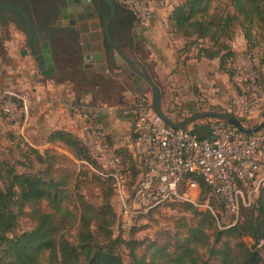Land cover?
I'll use <instances>...</instances> for the list:
<instances>
[{
    "label": "trees",
    "instance_id": "16d2710c",
    "mask_svg": "<svg viewBox=\"0 0 264 264\" xmlns=\"http://www.w3.org/2000/svg\"><path fill=\"white\" fill-rule=\"evenodd\" d=\"M212 1L180 0L168 14L166 26L169 32L181 35L189 47L198 46V56L218 58L220 68L231 76L232 70L227 63L234 54L230 43L235 38V23L240 21L245 32L243 37L249 42L253 24L264 21V0H227L233 8L232 12L210 11ZM122 9L129 14V18L124 21L128 33L137 18L130 10ZM220 121L235 127L224 120ZM194 132L198 137L209 136L207 127L194 128ZM48 141L72 149L80 162L95 164L81 139L70 131L53 130L48 135ZM23 145L40 160L49 151L48 148L40 151L25 143ZM135 173L133 170V175ZM96 176L107 182L109 197L113 196L111 180ZM0 178L3 180V186H0V264H41L45 253L49 264H83L82 261L87 264H264V184L259 188L254 203L240 209L239 217L233 225L221 226V204L210 188L200 181L197 203H207L213 212L208 208L199 212L198 223L188 227L186 236L174 244L172 251H168L165 245H158L148 256H138L135 247L141 242L123 240L120 236L112 237L107 228L115 217L107 196L105 205L112 219L105 220L100 209L84 201H80L77 218L63 204L67 197L65 179H54L32 172L18 173L12 165L2 160ZM42 201H46L48 210L41 207ZM214 202L219 207L217 212L214 210ZM179 203L197 207L190 202ZM25 208H28L27 212ZM26 213L35 221V226L12 234L17 228L20 215ZM93 219L98 234L90 228ZM76 222L77 233L73 243L64 238L61 231L68 230ZM211 228L214 229L212 240L206 232ZM99 234L101 239L98 240ZM246 239L251 243H247ZM119 244H125L129 249L130 261L127 263L117 252ZM201 250H204L206 257Z\"/></svg>",
    "mask_w": 264,
    "mask_h": 264
},
{
    "label": "built area",
    "instance_id": "2783aa9c",
    "mask_svg": "<svg viewBox=\"0 0 264 264\" xmlns=\"http://www.w3.org/2000/svg\"><path fill=\"white\" fill-rule=\"evenodd\" d=\"M146 2L129 0L133 14L142 9L140 17L145 22L152 11L151 6L144 5ZM238 45L237 40L230 43L234 54L227 63L232 70L229 103L234 113L249 118L262 99L258 88L260 74L247 45L241 54ZM0 98L7 119L25 118L29 97L0 88ZM147 98L146 94L139 95L134 102L119 107L105 102L91 107L80 105L78 137L95 164L81 162L111 180L118 206L117 223L122 228L130 227L137 218L171 202L203 205L213 212L207 203H197L202 181L221 204V214L227 220L223 225H233L240 209L254 203L264 184V129L243 133L220 119L207 118L209 136L198 137L186 127L167 125ZM33 99L40 101V96ZM96 109L109 118L127 120L131 139L128 148L119 149L111 143L97 119Z\"/></svg>",
    "mask_w": 264,
    "mask_h": 264
},
{
    "label": "rangeland",
    "instance_id": "374dc122",
    "mask_svg": "<svg viewBox=\"0 0 264 264\" xmlns=\"http://www.w3.org/2000/svg\"><path fill=\"white\" fill-rule=\"evenodd\" d=\"M115 1L122 8L134 12V9H131L133 6L129 3V0ZM179 1L180 0H147L144 5H149L152 8L150 18L147 22H145L140 17V10L142 9L135 11L136 15H134L137 20L132 24L129 36L128 34L124 36V41L126 43L124 45L122 44L123 46L120 47L122 52L125 54V50H131L132 53L140 52L142 54L141 56L139 55L138 58L141 63L146 66L145 71L150 73L153 81L162 87L161 97H165L169 100V107L164 113L175 122H180L197 112L185 113L183 111L184 107H186V104H179V101L176 102V98H180V91L173 89L170 84L171 80L168 77L172 73L179 71V69H188L191 63H186L189 59L196 58L197 61H200L201 58L204 59V57L198 56V46L189 47L186 41H183L181 45L175 48V51L172 54L174 58L173 62L171 60L168 62L166 61V58L163 57L161 58L159 66H157L156 62L152 60L153 55H150L152 51L151 46L148 45L146 47L144 45H139L134 40V36L131 34L132 32L136 33L138 27H140L142 24L149 23L155 14L163 13L164 16L168 15L172 8L177 3H179ZM211 10L218 12H221L222 10H230L232 12L233 8L229 6L227 0H213L210 5V11ZM234 32L235 38L232 41H239L238 52H242L244 45H247V49L253 58L254 66L259 70L260 80L258 83V88L261 90L262 99L258 109L249 118L234 113V110L231 108L229 103L230 81L227 76L228 74L220 68L218 58L204 59L207 64H205L203 68L209 73V75H213L214 78H216V80H211V77L205 78L207 90H201L198 85H195L191 81L187 83V86L191 87V91L198 99L203 98V100H199V102L202 104L205 102H211L207 97H204V94H208L210 97L219 100V103L206 104L205 106L208 107V110L230 112L241 121V124L244 127L251 128L259 124L264 119V21L253 24L250 39L248 40L249 42H247V40L243 37L245 32L243 31L239 20H237L235 23ZM4 34L9 35L11 40L15 42L16 49L26 46L23 32L17 30L10 23L0 26V67H2L7 60ZM175 36L183 38L178 34H175ZM249 44H251V46ZM113 52L114 57L117 58V62L124 66L121 67L120 65L115 67L123 70V68L127 66L126 68L129 70H125L123 76H129L133 71L130 69L125 60H123L115 51ZM17 55L18 58L22 60V65L21 67H18V69L16 68L14 81L6 82V84H0V88L11 90L15 94L22 96L29 97V95H32L33 98L35 95L41 97L43 92H49V89L41 84L45 79V76L41 74L37 63L30 53L27 51L22 56L17 50ZM127 56L131 58L129 55ZM133 58L136 59V56ZM165 71H169V73L165 74ZM120 84L121 87L127 85L123 82H120ZM219 85H221V88ZM184 90L189 92V90L186 88ZM124 91L127 96H132V94H129L130 91H128V89H124ZM69 92L73 94L75 99H79L76 89H70ZM89 92V89H81L80 94ZM121 92L122 91H120V93ZM2 102L3 99L0 98V161L2 160L12 165L18 173L32 172L52 177L54 179H65L67 197L63 204L68 207L71 213L74 216H77V218L80 212V201H84L92 207L100 209V211L103 212L105 220L112 219L111 213L105 205V198L107 196L108 202L109 204L111 203L113 212L115 213L112 223L107 228L110 229L112 237L120 236L123 240H135L141 242L140 245L135 247L136 255L139 256L141 254H145L148 256L155 246L158 245H165L168 251H172L174 244L178 241H181L186 236L188 227L195 226L198 223L200 218L199 212H204L205 210L203 205L195 207L174 202L161 205L149 211L144 216L137 218L130 227L122 228L120 224L117 223L118 206L115 198L113 196L109 197L110 189L107 182L98 178L96 173L93 172L86 164L81 163L80 160L75 156L74 151L64 144L54 142L51 147H47L49 150L47 155L44 156L42 160L38 159L35 154L31 153L30 150L23 145V141H25L24 137H29L25 129H22V134L20 133L21 122L24 120L23 116L13 120L7 119L1 110ZM75 107L77 109L75 111L78 113L79 120V115L81 114L82 108L81 106ZM206 121L207 120L204 118L197 119L192 121L189 125L192 123L193 125H197ZM262 129H264V127ZM109 137L111 141V136ZM41 150L45 151V148H42ZM0 186H3V180L1 178ZM40 205L43 209L48 210L46 201H42ZM214 210L216 212L219 210V207L215 202ZM25 211L27 212L28 208H25ZM219 216V224L222 226L227 222V220L223 215L219 214ZM77 225L78 222H76L68 230L64 229L61 231V234L69 242H75ZM34 226L35 221L27 213L22 214L19 217L17 228L12 234H18L22 231L29 230ZM90 228L95 233H99L97 230L96 221L94 219L92 220ZM213 230L214 229L212 228L206 230V232L210 235L211 240L213 238ZM97 239H101L100 234L98 235ZM246 241L249 244L251 243L249 239H246ZM152 244L154 245L149 247ZM117 252L120 254L124 262L127 263L130 261L129 249L125 244H119L117 247ZM201 253L205 255L204 250H201ZM262 254L264 255V250H262ZM82 262L83 264H87L84 261ZM41 264H49L47 253H45L42 257Z\"/></svg>",
    "mask_w": 264,
    "mask_h": 264
},
{
    "label": "crops",
    "instance_id": "0c3cea01",
    "mask_svg": "<svg viewBox=\"0 0 264 264\" xmlns=\"http://www.w3.org/2000/svg\"><path fill=\"white\" fill-rule=\"evenodd\" d=\"M167 16L168 15L164 16L163 13L155 14L149 23L142 24L138 27L136 33L132 32L131 34L139 45H144L146 47L148 45L151 46L152 51L150 55H153L152 60L156 62L157 66H159L161 58L163 57L166 58V61L169 62L171 60L173 62L174 58L172 54L175 51V48L185 41L183 38H180L179 36L177 37L174 33L168 31L165 24L167 22ZM127 34L129 36V32ZM4 39L7 60L3 66L0 67V84L14 81L16 68L18 69V67H21L22 65V60L18 58L17 50L21 54L22 50L25 49V47L16 49L15 42L12 41L7 34H4ZM125 52L131 57V59L136 56V59H133L139 70H146V66L141 63L138 58L139 55H142L140 52L132 53L131 50H125ZM91 54V66L93 67L91 68V74L87 76L91 82L83 80L80 71L72 65L66 66L63 69L65 72L56 69L54 72L48 74L41 73L45 76V79L41 84L46 86L47 89H49V92H43L40 101L37 102L34 101L32 95H29V111L20 126V133L22 134V129H25L29 137H24L25 141H23V143L42 151V148L51 147L53 145V142L48 141V135L53 130L64 129L79 136L80 126L75 106L78 107L81 104L91 107L99 102H105L112 107H119L134 102L137 99V96L143 94H146L148 97L147 103L151 104V90L149 87L143 88L141 92L137 91L138 88L142 87V79L134 72H132L133 74L130 72V77L127 75L123 76L125 70H129L126 68L127 66H125L120 72V68L111 67L107 61L109 55L98 46L97 48L92 49ZM21 55L23 56L24 54ZM204 59L201 58L200 61H197L196 58H191L186 63H191L188 69H179V71L172 73L168 77L171 80L170 84L173 89L180 91V98L177 97L176 102L179 101V104H186V107L183 109L185 113L203 112L208 110V107L205 106L206 104L219 103L218 99L210 97L208 94H204V97H207L211 102H205L204 104L200 103L199 100L201 101L203 98L198 99L191 91V87L187 86V83L191 81L195 85H198L201 90H207L205 78L211 77V80H216L213 75H209V73L203 68V66L207 64ZM113 60L115 61V66L121 65L117 62V58H115L114 55ZM121 67L124 66L121 65ZM145 72L147 73V71ZM168 73L169 71H165V74ZM148 74L151 76L150 73ZM227 76L231 85V76ZM120 82L127 85L121 87ZM158 86L161 91L162 87L160 85ZM219 87L221 88V85H219ZM185 88L189 90V92L185 91ZM70 89H76L79 99L74 98L73 94L69 92ZM81 89H89L90 92L80 94ZM124 89H128V91H130L129 94H132V96H127ZM120 91L122 92L120 93ZM131 92H133L134 95ZM160 105L162 111L166 112L169 107V100L165 97H161ZM96 113L97 119L102 123L109 136H111V143L119 149L128 148L131 139L129 123L127 120L123 118H109L101 110L97 109ZM204 119L207 120V118ZM189 124L185 127L192 132H194V128L197 127L208 128L207 121L204 123L201 122V124L197 125H193L192 123V126ZM262 169L264 170V158L262 160Z\"/></svg>",
    "mask_w": 264,
    "mask_h": 264
},
{
    "label": "flooded vegetation",
    "instance_id": "af4514ba",
    "mask_svg": "<svg viewBox=\"0 0 264 264\" xmlns=\"http://www.w3.org/2000/svg\"><path fill=\"white\" fill-rule=\"evenodd\" d=\"M113 1L115 11L109 22V35L120 49L126 43L124 21L129 14ZM0 5L12 7L0 9V26L10 23L23 32L26 52L31 54L37 66L40 62L45 65L41 73L63 71L72 65L80 71L83 80L91 82L87 78L93 67L91 51L97 46L107 52L109 65L115 67L111 57L114 50L104 35V24L110 11L104 0H0ZM38 55L41 57L36 60Z\"/></svg>",
    "mask_w": 264,
    "mask_h": 264
},
{
    "label": "water",
    "instance_id": "95a60500",
    "mask_svg": "<svg viewBox=\"0 0 264 264\" xmlns=\"http://www.w3.org/2000/svg\"><path fill=\"white\" fill-rule=\"evenodd\" d=\"M110 7V11L108 13L107 19L104 24V35L106 37V40L111 48L113 49L125 62L129 65L130 69L142 79V87L138 88L137 91L141 92L143 88L149 87L151 90V108L153 111L161 117V119L169 126L174 127V128H183L187 126L189 123H191L194 120L197 119H202V118H216L220 120H224L232 125H234L239 131L243 133H252V132H257L261 130L264 127V119L257 125L251 127V128H246L241 124V121L232 113L230 112H222V111H214V110H206L203 112H198L193 114L192 116L180 121V122H175L172 121L161 109L160 105V97H161V91L159 86L153 81L151 76L146 73L145 71H141L137 68V64L134 60L129 58L124 52H122L118 46L115 44L113 39L109 35V22L110 19L115 11V5L113 0H104ZM4 8H12L11 6L8 5H0V9ZM30 28V25H28ZM26 50H22L21 54H25ZM41 55L35 56V59L37 60ZM113 58V53L111 55ZM39 70H43L45 68V65L40 62L38 66ZM46 72H42V74H45Z\"/></svg>",
    "mask_w": 264,
    "mask_h": 264
}]
</instances>
